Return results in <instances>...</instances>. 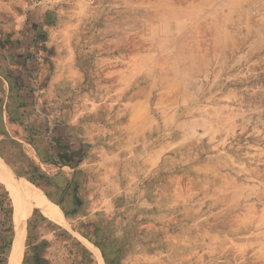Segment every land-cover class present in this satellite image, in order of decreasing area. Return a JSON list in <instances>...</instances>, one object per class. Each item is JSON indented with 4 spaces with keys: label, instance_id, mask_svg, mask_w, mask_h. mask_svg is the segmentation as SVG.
Masks as SVG:
<instances>
[{
    "label": "rangeland",
    "instance_id": "obj_1",
    "mask_svg": "<svg viewBox=\"0 0 264 264\" xmlns=\"http://www.w3.org/2000/svg\"><path fill=\"white\" fill-rule=\"evenodd\" d=\"M0 158L20 264H264V0H0Z\"/></svg>",
    "mask_w": 264,
    "mask_h": 264
},
{
    "label": "bare ground",
    "instance_id": "obj_2",
    "mask_svg": "<svg viewBox=\"0 0 264 264\" xmlns=\"http://www.w3.org/2000/svg\"><path fill=\"white\" fill-rule=\"evenodd\" d=\"M0 182L5 184L7 190L16 203V223L17 234L14 239L10 264H20L22 255V242L24 239V217L29 212L30 205L37 206L44 214L55 219L59 223H64L63 216L57 209L42 195V193L32 184L22 178H15L4 165L0 158ZM25 211V212H24Z\"/></svg>",
    "mask_w": 264,
    "mask_h": 264
},
{
    "label": "trees",
    "instance_id": "obj_3",
    "mask_svg": "<svg viewBox=\"0 0 264 264\" xmlns=\"http://www.w3.org/2000/svg\"><path fill=\"white\" fill-rule=\"evenodd\" d=\"M2 185V184H1ZM0 188H2V187H0Z\"/></svg>",
    "mask_w": 264,
    "mask_h": 264
}]
</instances>
